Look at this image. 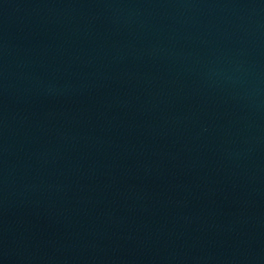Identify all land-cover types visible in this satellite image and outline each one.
Segmentation results:
<instances>
[{"label": "water", "instance_id": "1", "mask_svg": "<svg viewBox=\"0 0 264 264\" xmlns=\"http://www.w3.org/2000/svg\"><path fill=\"white\" fill-rule=\"evenodd\" d=\"M0 264H264V0H0Z\"/></svg>", "mask_w": 264, "mask_h": 264}]
</instances>
